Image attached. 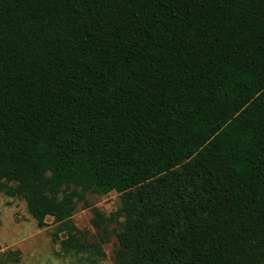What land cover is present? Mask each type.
Segmentation results:
<instances>
[{
  "label": "trees",
  "instance_id": "1",
  "mask_svg": "<svg viewBox=\"0 0 264 264\" xmlns=\"http://www.w3.org/2000/svg\"><path fill=\"white\" fill-rule=\"evenodd\" d=\"M111 193L115 264H264V0H0V195L89 260Z\"/></svg>",
  "mask_w": 264,
  "mask_h": 264
},
{
  "label": "rangeland",
  "instance_id": "2",
  "mask_svg": "<svg viewBox=\"0 0 264 264\" xmlns=\"http://www.w3.org/2000/svg\"><path fill=\"white\" fill-rule=\"evenodd\" d=\"M122 206L123 197L116 193L105 197L89 194L77 205L71 218L72 225L85 234L89 243L100 245L104 254V257L99 254L89 256L88 260L83 255L61 253V235H57V225L52 218H47L45 227L40 229L22 200L0 195V253L20 252L19 261L12 264H115L113 251L117 245V226L111 225L106 233H102L93 227L92 221L95 212L109 217ZM102 240L104 244H100Z\"/></svg>",
  "mask_w": 264,
  "mask_h": 264
}]
</instances>
